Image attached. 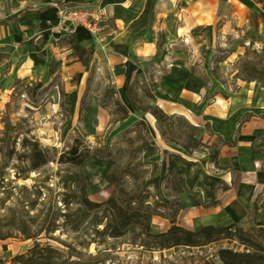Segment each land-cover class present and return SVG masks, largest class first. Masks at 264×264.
<instances>
[{
  "label": "crops",
  "instance_id": "obj_1",
  "mask_svg": "<svg viewBox=\"0 0 264 264\" xmlns=\"http://www.w3.org/2000/svg\"><path fill=\"white\" fill-rule=\"evenodd\" d=\"M56 1L103 8L105 19L99 34L92 37L83 30L72 35L52 33L49 28L57 20L56 10L42 8V12L23 13L13 25L0 26V55L26 53V65L47 71L49 77L55 69L62 70L67 60L96 77L104 73L129 114L120 123L123 129L138 120L128 101L129 86L145 69L156 68V102L162 112L183 116L196 127L207 125L213 138L226 146L218 155L222 170H215L206 153L187 154L164 143L152 117L144 116L151 136L144 154L151 161L154 183L149 189L155 200L168 204L162 183L168 174L176 173L185 182L186 190L178 196L182 209L190 205L187 197L193 193L204 210L211 211L210 224L203 227L236 225L253 212L254 206L258 214L264 215V90L256 83H242L234 93L222 89L212 95L203 90L204 82L189 69L190 50L207 48L212 43L226 46L232 55L228 59L246 48L264 53V12L258 0ZM192 35L197 37L192 39ZM62 38L90 51L86 68L80 67L59 42ZM31 40L36 43L31 44ZM161 69L165 74L161 75ZM89 111L90 117L98 115L103 121L107 117L95 97H90ZM203 142L213 143L209 139ZM211 202L215 204L206 206ZM151 224L157 234L169 227L160 218H154Z\"/></svg>",
  "mask_w": 264,
  "mask_h": 264
},
{
  "label": "rangeland",
  "instance_id": "obj_2",
  "mask_svg": "<svg viewBox=\"0 0 264 264\" xmlns=\"http://www.w3.org/2000/svg\"><path fill=\"white\" fill-rule=\"evenodd\" d=\"M54 2L55 0H0V22L14 18L18 11L26 8L54 10ZM191 37L193 39L197 35ZM212 39L214 41V38ZM186 41L191 42L187 39ZM34 42L36 43V40H31V44ZM59 47L61 48V45ZM206 47L190 50L189 69L204 82L203 90L212 95L218 94L222 89L227 93H234L244 83L241 81L248 79L247 73L243 72L244 68H264V53L252 48H246L239 55L228 59L232 55L226 46L219 47L212 43ZM27 59L26 53L23 52L17 55H0V220L7 218V209H11L16 218L25 216L27 211H24V207L36 200L33 196L34 186L40 195L35 211L29 212L28 215L35 216L40 212L41 217H57L61 194L67 193L71 197L72 192L76 190L74 185H70L69 190H64V177L74 171L67 166H60L57 162L60 155L66 153L75 141L90 153L97 150L112 152L111 161L97 162L93 157H89L76 171L83 178L88 201L105 202L114 192V188L106 181L108 171L114 162L122 168L131 161L133 166L140 165L135 173L138 183L146 176L145 189L150 192L152 199L158 202L149 189V185L154 183L150 174L151 161L144 154L149 147L140 148L144 139L150 144L151 136L146 126L143 134L136 128L139 120L124 129L120 126V110L124 106L109 77L103 75L104 73L99 77L90 74V71L86 73L75 67L70 60H67L62 70L55 69L53 77H49L47 71L30 69L26 65ZM164 70H160L161 75L165 74ZM156 71L158 70L153 67L145 69L130 85V94L138 108L153 106L152 104L157 106L159 77ZM30 75L34 76L32 80L28 78ZM90 97H95L99 108L106 113L105 121L98 115L90 117ZM180 117L192 125L189 119ZM198 128L201 133L197 137L202 141L209 139L213 141L212 144L219 143L204 126ZM155 130L159 136L156 124ZM137 137L138 140L134 144H128V139L136 140ZM30 144H36L39 149L46 151L52 163L37 172H29L24 156ZM164 185L163 181L162 187ZM21 187H25L27 192L21 190ZM195 196L193 193L188 195L187 202L190 205L182 209L175 219L176 225L189 231H197L209 225L212 217L211 211L204 210L202 201L199 202ZM58 220L62 221L60 218ZM261 224H264V215H254L251 212L246 219L238 223V227L250 241L264 246V227L259 226ZM151 231L157 234L154 227ZM80 237L76 233L56 231L49 237L42 234L32 241L13 233L10 238L0 241V264H12L13 259L25 255L34 242L42 246L47 244L53 249L65 252L66 249L59 243L73 245L87 240V237ZM108 243L111 244V247H108L111 250L108 251L96 249L95 245L85 250L94 259L91 260L92 264H220L217 258L219 250L244 252V247L237 242L227 240L202 248H178L162 252H144L123 245L121 241Z\"/></svg>",
  "mask_w": 264,
  "mask_h": 264
},
{
  "label": "trees",
  "instance_id": "obj_3",
  "mask_svg": "<svg viewBox=\"0 0 264 264\" xmlns=\"http://www.w3.org/2000/svg\"><path fill=\"white\" fill-rule=\"evenodd\" d=\"M258 3L264 12V0H258ZM54 4L59 8H74L78 5V3L61 4L57 1ZM42 11L43 9L39 7L20 10L15 18L0 22V26H10L17 23V19L23 13ZM59 42L64 44L74 55L80 67H87L90 57L88 49L81 48L69 38H62ZM190 71L194 73L193 70ZM48 72L51 73V66H49ZM243 72L247 73L248 79L241 82L256 83L264 90V68L257 69L255 66H251L244 68ZM127 95L129 104L139 120L136 128L142 134L145 132L143 118L149 115L155 121L160 139L164 143L180 148L187 154L206 153L209 157V163L214 169L222 170L218 166V155L220 148L226 144L219 138H216L218 144H204L202 139L197 137L201 133L200 128L188 124L180 116L164 114L156 104L138 108L130 94V86ZM120 111L122 118L118 122H123L128 118V112L125 108H121ZM204 127L208 129L207 125ZM137 140L138 137L136 140L128 139L127 142L132 145ZM144 147H149L148 140L144 139L140 146V148ZM137 152H139L138 149ZM111 155V151L97 150L90 153L81 148L77 141L66 153L60 155L57 164L67 166L74 171L64 177V190H69L70 185H74L76 190L74 193L72 192L71 197L67 193L61 194L60 206L56 212L57 217L54 215L41 217L40 212L35 216L28 215L29 212L35 211L36 202L40 195V192L36 191V186L33 187V196L36 197V200L29 202L24 207L26 209L24 211H27L25 216L16 218L13 211L7 209V218L0 220V241L10 238L13 233L20 234L25 240L34 241L42 234L49 237L56 231L59 233H76L81 236L80 238L87 237V240L78 244L59 243L66 249L65 252L53 249L47 244L42 246L34 242L33 247L25 255L15 257L12 264H92L93 258L85 250L91 245H95L96 249L102 248V251L111 250L108 248L111 245L108 242L121 241L123 245L138 248L144 252H162L178 248H202L224 240L237 242L244 247V252L219 250L217 258L220 264H264V246L246 238L238 224L221 228L206 226L196 232L176 225L175 219L182 211L178 196L186 190L183 178L176 173L168 174L165 177L163 189L165 198L168 200V205H165L155 202L150 192L145 189L146 176L138 183V176L135 173L140 165L133 166L130 161L125 167L120 168L114 162L113 167L106 175V181L114 188V192L105 202L92 203L88 201L83 178L76 171L89 157H93L97 162H104L111 161ZM24 157L27 159L29 172H37L52 163L47 152L39 149L36 144L29 145ZM21 190L27 192L25 187H21ZM214 204L211 202L208 206L211 207ZM253 214H258L256 206H254ZM58 218L62 221H59ZM154 218L166 220L169 224L168 229L163 233L153 234L151 223ZM259 226L264 227V224ZM98 263L94 262V264Z\"/></svg>",
  "mask_w": 264,
  "mask_h": 264
},
{
  "label": "built area",
  "instance_id": "obj_4",
  "mask_svg": "<svg viewBox=\"0 0 264 264\" xmlns=\"http://www.w3.org/2000/svg\"><path fill=\"white\" fill-rule=\"evenodd\" d=\"M57 20L49 28L50 32L72 35L76 30H83L89 36H96L102 29L105 12L100 6H82L59 8L53 5Z\"/></svg>",
  "mask_w": 264,
  "mask_h": 264
}]
</instances>
